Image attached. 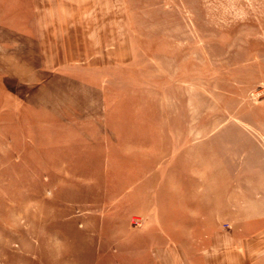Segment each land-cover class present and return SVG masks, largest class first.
<instances>
[{
  "label": "rangeland",
  "instance_id": "1",
  "mask_svg": "<svg viewBox=\"0 0 264 264\" xmlns=\"http://www.w3.org/2000/svg\"><path fill=\"white\" fill-rule=\"evenodd\" d=\"M65 1L66 67L32 5L0 22V264H141L208 235L193 206L264 196V0Z\"/></svg>",
  "mask_w": 264,
  "mask_h": 264
},
{
  "label": "crops",
  "instance_id": "2",
  "mask_svg": "<svg viewBox=\"0 0 264 264\" xmlns=\"http://www.w3.org/2000/svg\"><path fill=\"white\" fill-rule=\"evenodd\" d=\"M18 5H32L34 8L40 69H58L78 63L81 55L68 49L67 43L62 40L66 38L61 36L60 6L72 5L71 1L0 0V22L10 21L14 6ZM7 36H12V33H0V37ZM19 54L23 57V52ZM20 63V69L28 68L26 52ZM81 67L89 68L86 64ZM239 194L233 192L232 195L223 196V200L222 196L210 197L211 206L207 209L201 205L193 206V211H188L189 220L181 222L187 226L181 228L207 230L208 235L196 236L192 241L191 238H184L179 243L170 239V242L163 244L165 252L148 254V257L140 260L141 264H264V196L254 197L249 192L242 201ZM178 246L180 252L176 249ZM107 257L96 255L92 261L124 264L119 257Z\"/></svg>",
  "mask_w": 264,
  "mask_h": 264
}]
</instances>
